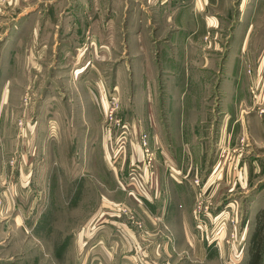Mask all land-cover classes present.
<instances>
[{"label": "rangeland", "instance_id": "obj_1", "mask_svg": "<svg viewBox=\"0 0 264 264\" xmlns=\"http://www.w3.org/2000/svg\"><path fill=\"white\" fill-rule=\"evenodd\" d=\"M108 1L0 0V264H264V0Z\"/></svg>", "mask_w": 264, "mask_h": 264}, {"label": "crops", "instance_id": "obj_2", "mask_svg": "<svg viewBox=\"0 0 264 264\" xmlns=\"http://www.w3.org/2000/svg\"><path fill=\"white\" fill-rule=\"evenodd\" d=\"M142 1H145V3L142 2ZM178 1L182 2L183 5L186 2V5H189V6H193L194 5L195 7L198 6V8L200 10L203 9V7H204V9L206 8V10L208 9V7L205 6L206 0H185V1L184 0H172L171 3H172V5H178L179 4ZM146 3H147L146 0H109L108 1L109 6L110 5H115V4L123 6V11L124 12H125V8H127V13H126V15L124 13L123 17H131V16L134 15V13H131L133 7L130 8V6H134L135 4H138V5L144 4L145 5ZM89 4H91V3H89ZM207 4H210V3L207 2L206 5ZM172 5H170V6H172ZM200 12L203 13V10L200 11ZM111 14H113V12H110V15ZM20 15L21 14H19L18 16L14 17V19L13 18L12 19L14 21H16L23 14L21 16ZM12 31H13V33H12ZM12 31H11L12 35L10 33H8V35L5 36V38L3 39L2 44L0 46L2 48V50L6 49V48H10L12 46H17L18 38L20 36V33L15 35L16 30L13 29ZM238 37L239 36H235V34L233 35L234 39H233V44L231 46L232 49L227 53V56H226L227 57L226 60H228V61L230 60V63L234 60V59L232 60L233 55H234L232 53V51L235 50V48H234L235 44L234 43H235V39H237ZM230 63H228L226 68L223 66L224 67L223 68V72L221 73L222 74V78H220V80H222L224 82H223V84H220L221 87H222V94L220 95L218 106L220 104H222V106H226V105H228V103H231V102L240 103L243 100V98H246L247 91H248V86L247 85H248V82L250 83V80L252 79L251 78L252 76L248 75L244 71V63L242 61H237V63L233 64V65H230ZM261 65H262V63H260L259 67H261ZM230 77H231V81L228 80V78H230ZM228 85L229 86H235L236 88L241 86L240 87V91L241 92H237L236 95H234L235 93H234V91H232L231 94L226 95V93H227L226 89H227ZM195 99H196L195 96L194 97L192 96L191 99H189L187 101V103L183 105V108L187 107L189 102H194ZM87 100H90V99L87 98ZM190 106H193V105H190ZM229 112H231V110H229V109L227 110L226 109L227 115H228Z\"/></svg>", "mask_w": 264, "mask_h": 264}, {"label": "trees", "instance_id": "obj_3", "mask_svg": "<svg viewBox=\"0 0 264 264\" xmlns=\"http://www.w3.org/2000/svg\"><path fill=\"white\" fill-rule=\"evenodd\" d=\"M259 251V250H258ZM251 264H258L260 253L257 252L256 254L252 255Z\"/></svg>", "mask_w": 264, "mask_h": 264}]
</instances>
